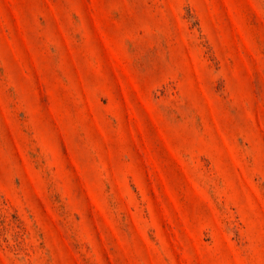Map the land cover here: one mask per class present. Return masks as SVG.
I'll use <instances>...</instances> for the list:
<instances>
[{"label":"rangeland","instance_id":"obj_1","mask_svg":"<svg viewBox=\"0 0 264 264\" xmlns=\"http://www.w3.org/2000/svg\"><path fill=\"white\" fill-rule=\"evenodd\" d=\"M0 264H264V0H0Z\"/></svg>","mask_w":264,"mask_h":264}]
</instances>
